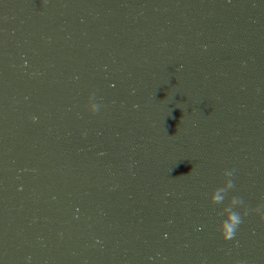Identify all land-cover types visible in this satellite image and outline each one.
Masks as SVG:
<instances>
[{
    "label": "water",
    "instance_id": "1",
    "mask_svg": "<svg viewBox=\"0 0 264 264\" xmlns=\"http://www.w3.org/2000/svg\"><path fill=\"white\" fill-rule=\"evenodd\" d=\"M261 217L264 0H0V264H264Z\"/></svg>",
    "mask_w": 264,
    "mask_h": 264
},
{
    "label": "clouds",
    "instance_id": "2",
    "mask_svg": "<svg viewBox=\"0 0 264 264\" xmlns=\"http://www.w3.org/2000/svg\"><path fill=\"white\" fill-rule=\"evenodd\" d=\"M90 111L95 114L98 111V107L96 105H92L90 108ZM35 119V118H34ZM233 203H236L234 201ZM261 219H264V217H261ZM242 223V220L238 216H233L231 219V224L227 227L225 231L221 232V235L225 240H232L236 234V230L239 227V225Z\"/></svg>",
    "mask_w": 264,
    "mask_h": 264
}]
</instances>
